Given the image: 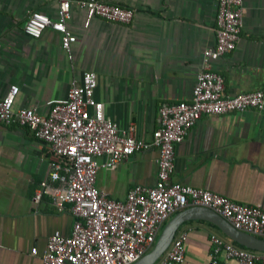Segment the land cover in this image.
<instances>
[{"label": "crops", "instance_id": "crops-1", "mask_svg": "<svg viewBox=\"0 0 264 264\" xmlns=\"http://www.w3.org/2000/svg\"><path fill=\"white\" fill-rule=\"evenodd\" d=\"M106 1L132 7L134 19L124 24L95 16L86 24V11L73 3L67 24L77 41L70 57L59 32L48 28L35 38L24 28L34 11L58 18L59 0H0V94L16 84L15 109L48 115L53 105L67 100L74 83H81L84 71L93 70L95 97L107 117L124 129L134 125L139 138L151 141L161 105L192 99L204 50L217 41L219 0ZM244 5L237 47L211 61L224 77L227 95L264 90V0H244ZM158 157L151 147L117 166H103L97 186L125 200L134 185L156 183ZM106 159L98 158L100 163ZM50 171L46 141L27 127L0 122V264H43L51 234L71 233L75 216L69 207L58 210L48 195L34 201ZM172 180L264 208V103L203 115L176 147ZM183 231L186 253L180 264H209L212 233L240 246L205 220L186 221L177 233Z\"/></svg>", "mask_w": 264, "mask_h": 264}, {"label": "built area", "instance_id": "built-area-1", "mask_svg": "<svg viewBox=\"0 0 264 264\" xmlns=\"http://www.w3.org/2000/svg\"><path fill=\"white\" fill-rule=\"evenodd\" d=\"M73 3L87 13L86 24L98 16L128 24L134 19L132 7L106 0H59V16L52 18L34 11L25 32L41 37L52 28L61 35L63 48L72 57L77 35L69 29ZM244 0H219L217 41L203 53L192 99L164 103L160 125L152 140L136 135L135 126L124 129L107 117L104 103L95 97L97 73L86 70L80 84L74 83L66 101L52 106L48 115L34 108H14L18 86L0 94V122L29 128L44 140L51 154L49 178L40 182L34 195L39 203L50 196L55 207L70 208L75 216L70 234L54 231L42 255L43 264H132L155 244L169 218L189 206L209 207L236 228L264 237V208L245 204L211 189L173 181L176 147L203 115L223 114L262 107L264 90L227 95L224 77L211 68V61L233 51L241 38ZM155 147L159 151L158 179L153 185H134L125 200H117L97 186L101 167H114L135 152ZM106 156L100 163L98 158ZM187 232L175 235L171 245L154 264H180L185 260ZM209 264H264V252L236 245L211 234ZM37 247L32 253L37 254ZM223 256V257H222Z\"/></svg>", "mask_w": 264, "mask_h": 264}, {"label": "water", "instance_id": "water-1", "mask_svg": "<svg viewBox=\"0 0 264 264\" xmlns=\"http://www.w3.org/2000/svg\"><path fill=\"white\" fill-rule=\"evenodd\" d=\"M205 220L217 226L227 237L236 243L255 250L264 251V237L236 228L221 214L202 205L189 206L176 212L164 225L154 246L138 261L132 264H154L169 248L181 226L189 220Z\"/></svg>", "mask_w": 264, "mask_h": 264}, {"label": "rangeland", "instance_id": "rangeland-1", "mask_svg": "<svg viewBox=\"0 0 264 264\" xmlns=\"http://www.w3.org/2000/svg\"><path fill=\"white\" fill-rule=\"evenodd\" d=\"M162 231V230H161Z\"/></svg>", "mask_w": 264, "mask_h": 264}, {"label": "trees", "instance_id": "trees-1", "mask_svg": "<svg viewBox=\"0 0 264 264\" xmlns=\"http://www.w3.org/2000/svg\"><path fill=\"white\" fill-rule=\"evenodd\" d=\"M241 246V245H240Z\"/></svg>", "mask_w": 264, "mask_h": 264}]
</instances>
